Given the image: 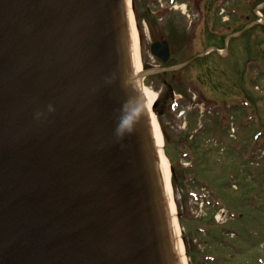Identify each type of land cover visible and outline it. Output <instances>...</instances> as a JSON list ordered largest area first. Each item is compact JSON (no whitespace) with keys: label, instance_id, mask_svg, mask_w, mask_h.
Returning a JSON list of instances; mask_svg holds the SVG:
<instances>
[{"label":"water","instance_id":"water-1","mask_svg":"<svg viewBox=\"0 0 264 264\" xmlns=\"http://www.w3.org/2000/svg\"><path fill=\"white\" fill-rule=\"evenodd\" d=\"M133 74L126 0H0V264H181Z\"/></svg>","mask_w":264,"mask_h":264},{"label":"rangeland","instance_id":"rangeland-1","mask_svg":"<svg viewBox=\"0 0 264 264\" xmlns=\"http://www.w3.org/2000/svg\"><path fill=\"white\" fill-rule=\"evenodd\" d=\"M250 1L264 7V0ZM223 10L213 31L223 26L224 33L233 36L252 24L244 35L225 43L227 49L221 53L227 58L230 52L229 61L212 51L210 61L174 73L177 85L172 74L153 68L159 63L143 49L142 64L147 68H142L139 80L155 99L164 154L174 168L171 182L178 227L174 240L181 241L186 264H264V10L263 16L252 13L248 0H228ZM217 43L224 47L221 40ZM194 47L175 49L172 65L201 54L204 46ZM243 75L255 104L240 89ZM169 84L177 91L172 100ZM239 103L237 109H228ZM224 204L238 219L243 216L240 221L230 218ZM225 228L243 234L242 252L231 253L233 249L220 243L219 233Z\"/></svg>","mask_w":264,"mask_h":264},{"label":"flooded vegetation","instance_id":"flooded-vegetation-1","mask_svg":"<svg viewBox=\"0 0 264 264\" xmlns=\"http://www.w3.org/2000/svg\"><path fill=\"white\" fill-rule=\"evenodd\" d=\"M212 3L213 0H131V11L140 35L141 49L149 50L150 57L159 63L153 65V68H159L158 73L173 75L182 71L174 69L173 54L175 49H185L186 44H192L196 49L204 46L202 53L193 57L192 62L201 59L205 63L210 61L207 56L211 55L213 47ZM197 28L200 33H197ZM152 49H155L160 58L151 55ZM166 49H169L170 61L165 64L162 59L166 57ZM146 64L152 66L150 62ZM176 79L177 76L173 75L172 80L178 85L179 81ZM167 87L171 96L175 88L170 84Z\"/></svg>","mask_w":264,"mask_h":264},{"label":"bare ground","instance_id":"bare-ground-1","mask_svg":"<svg viewBox=\"0 0 264 264\" xmlns=\"http://www.w3.org/2000/svg\"><path fill=\"white\" fill-rule=\"evenodd\" d=\"M130 1L131 0H127L128 3V8H129V22H130V30H131V35H132V49H131V53H132V63H133V69H134V77L136 79L135 84L137 85V87H139L142 91V94L144 96L145 102H146V107L148 108V111L151 113L152 116V127H153V133H154V137L156 140V148L158 150L159 156H160V172L162 173V177H163V181H164V185L166 187V193L167 196L169 198L170 201V210H171V216L174 218L173 220V228L175 230V232H178V227L176 224V203L173 199V188H172V182H171V169H170V158H168V156L166 155V153L164 154V138L160 129V125L159 122L156 118V115L153 114V105L155 103V99H153L151 97V92L149 91V89L143 84L142 80H139V78L142 76V68H143V64H142V59H141V54H140V44H139V38H138V34L136 31V27H135V19H134V15L131 11V7H130ZM260 15H262V13H260ZM263 16V15H262ZM210 58V57H209ZM208 58V59H209ZM231 59V57L229 58ZM229 59L227 61H229ZM178 247V251H179V256H180V262L181 264H186V258L184 255V249L183 246L181 244V241H179V245H177Z\"/></svg>","mask_w":264,"mask_h":264},{"label":"clouds","instance_id":"clouds-1","mask_svg":"<svg viewBox=\"0 0 264 264\" xmlns=\"http://www.w3.org/2000/svg\"><path fill=\"white\" fill-rule=\"evenodd\" d=\"M49 111H52V108L49 107ZM127 124V119L126 118H122L120 120V123L118 124V127L116 129V131L119 133V132H122L125 128V125Z\"/></svg>","mask_w":264,"mask_h":264},{"label":"trees","instance_id":"trees-1","mask_svg":"<svg viewBox=\"0 0 264 264\" xmlns=\"http://www.w3.org/2000/svg\"><path fill=\"white\" fill-rule=\"evenodd\" d=\"M244 93H246L248 96H247V99L250 101L249 103H251V102H253L254 104H255V102H256V100L253 98V96L251 95H249L248 93H247V91L245 90V91H243ZM252 104V103H251ZM169 143V142H168ZM182 151V150H181ZM183 158H185V157H183ZM173 180H175V177H174V179Z\"/></svg>","mask_w":264,"mask_h":264}]
</instances>
